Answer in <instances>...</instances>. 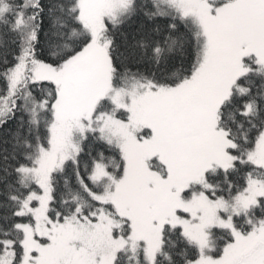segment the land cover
<instances>
[{"label": "snow or ice", "instance_id": "6c2138e0", "mask_svg": "<svg viewBox=\"0 0 264 264\" xmlns=\"http://www.w3.org/2000/svg\"><path fill=\"white\" fill-rule=\"evenodd\" d=\"M0 264H264V0H0Z\"/></svg>", "mask_w": 264, "mask_h": 264}]
</instances>
